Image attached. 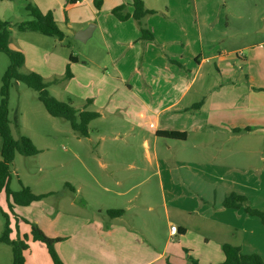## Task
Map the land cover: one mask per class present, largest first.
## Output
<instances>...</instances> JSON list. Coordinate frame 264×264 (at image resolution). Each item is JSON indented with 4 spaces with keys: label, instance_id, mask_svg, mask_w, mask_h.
Masks as SVG:
<instances>
[{
    "label": "crops",
    "instance_id": "1",
    "mask_svg": "<svg viewBox=\"0 0 264 264\" xmlns=\"http://www.w3.org/2000/svg\"><path fill=\"white\" fill-rule=\"evenodd\" d=\"M67 1L61 8L69 11L82 3L79 0L70 6ZM120 4L127 5V12H133L132 0H116L111 7L94 8L82 22L91 23L87 39L99 31L108 55L107 61L104 60L106 56L99 60L89 57L80 69L82 84L88 87L84 98L89 100L88 106L82 109L94 106V111L100 113L98 118L106 111L119 113L132 127L147 129L149 136L141 137V145L146 162L155 164V172L149 173L147 167L137 164L133 154H118L120 160L126 161L128 170L140 173L141 177L132 182L127 177H115L113 171L108 172L107 182L118 178L115 180L117 185L121 187L125 181L128 185L117 190L109 184L101 186L105 192L114 193L115 197L111 199L116 204H109L111 201L108 200L100 212L123 209L122 215L92 217L66 212L58 213L54 218L35 216V221L48 236L64 237L56 243V248L65 264H173L174 261L190 264L189 255L197 258L200 264H217L224 260L222 245L232 243L228 240L230 232H225L229 228L245 231L240 242L232 244L240 246L244 253H257L264 258V238L250 237L257 230L264 236L262 227L252 233L248 229L249 223L257 221L243 213L242 208L223 205L227 189L244 191L245 180L235 187L233 179L219 186L212 179L219 166L228 167V163L217 162L220 153L234 148L240 140L244 144L245 134H251L252 125L264 127V62L250 71L247 70V56L237 52L244 46L238 45L231 51L218 48L217 42L227 40H220V37L228 36L220 16L215 21V15H211L209 35L204 30V27L208 29V24L204 25L206 16H201L197 7L196 13L192 14L183 7H178L177 12L148 6L154 12L140 22L133 16L124 20L117 17L112 10ZM46 11H52L56 16L54 8ZM142 27L147 28L153 38H142ZM84 29L86 25L78 28L77 34ZM257 44L264 54V39ZM19 50L24 53L27 64L29 50ZM30 51L37 55L41 53L40 56L44 54L43 59H48L47 50L30 45ZM233 51L236 55H232ZM71 57L73 63L79 62L75 56ZM213 60L217 61V73L212 77L209 73L203 74L204 65ZM32 70L34 67L29 71ZM73 75H77L76 71ZM158 131L186 132L185 139H173L181 144L180 158L173 160L165 151L160 152L159 139L165 137L158 135ZM129 134L125 132V138ZM124 135L116 138H124ZM187 142L191 149L183 152ZM170 150L173 145L167 143L166 151ZM248 154L240 156L241 159L248 158ZM176 172L180 175V187L176 185ZM164 173L167 190L163 184ZM155 174L161 185L164 232L155 227L152 217L141 227L129 224L124 217L136 206L133 201L138 195L149 212L156 210L151 186L137 191L136 195L131 194L140 183ZM212 184H215L213 189ZM175 187L182 191L178 192ZM71 204L77 203L74 200ZM173 225L178 227V232H172ZM30 241L25 264H54L44 243Z\"/></svg>",
    "mask_w": 264,
    "mask_h": 264
},
{
    "label": "rangeland",
    "instance_id": "2",
    "mask_svg": "<svg viewBox=\"0 0 264 264\" xmlns=\"http://www.w3.org/2000/svg\"><path fill=\"white\" fill-rule=\"evenodd\" d=\"M142 1L146 8L151 6L161 11L175 10L178 12V7H183L195 14V8L197 7L201 16H206L204 25L208 24V29L204 27V30H207L209 35H211V15H215V21L220 16L224 20V26L228 29V36L220 37V40L223 38L227 40L217 42L218 48L231 51L232 48H236L238 45L244 46L237 52L244 53V56H247V70L250 71L259 66L261 62H264L263 48H260L257 44L258 41L264 39V31H259L264 27V0ZM63 2L65 0H0V17L9 22V29L11 30L10 46L18 50L21 48L29 50V61L21 68V71L28 72L34 67V70L42 75L49 84L47 89L52 95L61 101L82 109L88 106L89 103L87 104L88 101L84 98L87 94L85 90L88 87L82 84L84 83L82 82L83 74L80 69L83 68L84 61L89 57L99 60L106 56L104 60L107 61V48L98 30L89 39L82 40L77 37L78 28L83 25L88 28L91 25L89 22H82L86 20L94 8L98 7L95 5V0H82L81 4L70 11L61 8ZM115 2L116 0H103L100 8L111 7ZM28 3L39 7L42 12L54 8L53 12L56 14L58 25L65 34L63 39L46 35L40 31L31 29L22 31L18 28V23L33 18L27 9ZM69 4L71 6V3ZM67 16L69 17L68 20ZM231 39L232 42H229ZM240 43L243 44L240 45ZM30 45L47 50L48 59H43L44 54L40 56L41 53L37 55L34 51H30ZM249 48L252 49L250 53ZM235 53L233 51L232 55H236ZM72 55L79 62L73 63ZM254 55L256 57H253ZM242 58H244L243 55ZM216 62V60H213L206 63L203 67V74L209 73L211 77L216 74L218 71ZM9 64V57L4 52H0V100L2 98L3 76ZM68 68L72 74L76 71L77 75L67 76ZM233 68L238 70L236 66H233ZM88 109L95 110V107L89 105ZM9 111L13 136L16 138L19 135L30 137L39 150L35 155L16 153L11 164L10 188L18 191L23 186H28L36 194L47 195L25 207L15 205L11 210L7 203L6 193L2 191L0 194V207L2 208H0V237L3 234L6 221L3 211L8 214L10 227L12 228L10 236L13 239L19 238L22 240H24L25 235L31 238V223L37 224L35 216L54 218L58 213L66 212H69V214L70 212H79L92 217H102L108 214V211L105 210L100 212L101 206L108 204L106 203L108 200L111 201L109 204L115 203L111 199L115 195L113 192H105L102 188L104 184H109L114 190L124 189L128 185L127 182L125 181L123 186L120 187L115 183V180L127 177L135 182L141 177L140 173L137 174L134 170H128L126 161L120 160L118 154H133L136 157L137 164L141 167H147L149 173L155 172V164L146 162L143 154L144 148L141 145V137L144 135L149 136L147 129L144 131L132 127L119 113L114 114L106 111L102 118L97 117L88 124L89 135L81 136L73 129L68 119L53 116L48 112L44 103L39 99L37 90L18 80H12L10 85ZM250 130L251 134H245L244 144L240 140V142L235 143L234 148L232 146L229 151L220 153V159L217 162L220 164L228 163L229 165L227 164L228 167L226 168L219 166L212 179L217 181L215 182L217 186L233 179L235 187L237 183L245 180L244 191L240 192L235 188H233L234 190L227 189V194L233 191L241 193L247 198V204L264 211V127L252 125ZM138 131L140 133H137ZM125 132L130 133L126 135V138ZM122 134L124 138H116L122 137ZM167 143H172L173 150L166 151ZM158 145L160 152L165 151L170 159L177 160L181 157V144L178 140L160 137ZM229 146L226 145V147ZM1 147L2 138L0 136V153ZM189 148L191 149V145L190 142H187L182 151H189ZM246 148H248L247 151ZM247 153H249L248 158L242 160L240 156L244 154L246 156ZM160 157H163V154L160 153ZM233 166L240 169L237 170ZM231 169L234 170L229 171ZM111 171L119 179L107 182L106 174ZM179 178V172H176L177 186L180 184ZM163 184L167 190L169 187L165 173ZM214 185H211V189ZM149 186L152 187V196L155 197L156 210L149 212L139 199L142 198L141 195H138V199L133 201L136 206L128 210L124 217L129 224L139 227L146 225L145 222L152 217L155 219V227L164 232L162 220L165 219V213L162 206L161 185L158 176L155 174L150 180L140 183L131 194L136 195L139 193L137 191H144ZM175 188L178 192L182 191L181 188ZM222 190H224V187H222ZM218 191L219 188L217 193ZM211 194L213 196L214 192L212 191ZM74 200L77 204L72 206L71 203ZM122 204L125 205L126 202H122ZM171 204L173 205V203ZM240 208H242L243 213L246 212L244 207ZM246 213L252 220L257 221L249 223L248 229L252 233L257 227H262L264 230V224L259 216ZM225 232H230L231 236L228 237V240L235 244L240 242L243 233H245L244 229L240 228L239 230L229 228ZM261 235L257 230L254 234H250V237L258 240L264 238ZM165 238L166 234L163 235L162 240L164 241ZM31 239L26 241L31 244ZM25 252L26 250L24 255H26ZM12 263V245L0 241V264ZM174 263L180 264L178 261H174Z\"/></svg>",
    "mask_w": 264,
    "mask_h": 264
},
{
    "label": "trees",
    "instance_id": "3",
    "mask_svg": "<svg viewBox=\"0 0 264 264\" xmlns=\"http://www.w3.org/2000/svg\"><path fill=\"white\" fill-rule=\"evenodd\" d=\"M78 0H68L70 3H76ZM103 0H95V5L100 7ZM133 12L126 11V4H120L113 8L112 12L120 19H127L133 16L141 22L144 16L153 13L144 6L142 0H132ZM27 9L30 11L32 19L23 20L17 24L22 31L31 29L40 31L46 35L57 36L63 39L64 32L57 24L52 11L42 12L39 7L28 3ZM9 22L0 17V52H4L10 59V64L3 76V85L1 87L2 98L0 100V136L2 138L1 159H0V194L5 191L7 203L12 210L15 205L27 206L32 202L44 198L47 194H36L28 186H23L20 190L14 191L10 188L11 164L14 161L17 152L24 155H35L39 152L32 139L26 135H19L17 138L12 134L11 119L9 117V89L12 80H18L26 83L29 87L39 92V99L44 103L48 112L53 116L64 117L68 119L75 131L81 136H88V124L100 113L94 110L79 109L75 106L61 101L52 95L47 89L48 83L44 77L36 71L23 72L21 68L25 65V55L21 50L14 49L10 46L11 30ZM142 38H153L152 33L142 27ZM73 59V57H71ZM70 69H67V76H72ZM89 102V100H88ZM16 123V121H15ZM17 125V124H16ZM158 135L165 138L185 139L186 132L181 131H158ZM226 207L240 208L244 207L246 212L251 215L259 216L264 224V211L251 207L247 204L245 195L238 192H230L223 200ZM1 208V207H0ZM2 209V208H1ZM3 211V210H2ZM124 213L123 209H109L108 214L111 216H120ZM6 217L5 228L0 237V241L8 243L13 247V263L25 264L24 251L29 248L28 235L22 239H13L10 235L12 228L8 214L3 211ZM31 238L41 241L48 248L49 254L54 264H65L59 255L56 243L63 240L64 237H50L36 223H31ZM224 260L217 264H264V259L257 253H244L241 247L231 243L222 245ZM190 264H200L197 258L192 255L188 256Z\"/></svg>",
    "mask_w": 264,
    "mask_h": 264
},
{
    "label": "water",
    "instance_id": "4",
    "mask_svg": "<svg viewBox=\"0 0 264 264\" xmlns=\"http://www.w3.org/2000/svg\"><path fill=\"white\" fill-rule=\"evenodd\" d=\"M261 30L264 31V27ZM89 33H90V28L88 27V28L80 31L77 34V37L80 38V39H82V40H84V39H86L88 37Z\"/></svg>",
    "mask_w": 264,
    "mask_h": 264
},
{
    "label": "built area",
    "instance_id": "5",
    "mask_svg": "<svg viewBox=\"0 0 264 264\" xmlns=\"http://www.w3.org/2000/svg\"><path fill=\"white\" fill-rule=\"evenodd\" d=\"M171 230H172L173 233H176V232H178V227L176 225H173V226H171Z\"/></svg>",
    "mask_w": 264,
    "mask_h": 264
}]
</instances>
